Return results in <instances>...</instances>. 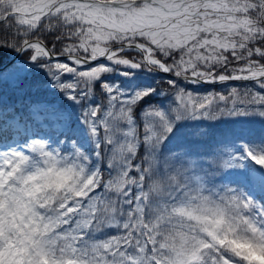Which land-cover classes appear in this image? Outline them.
<instances>
[{
	"label": "snow or ice",
	"instance_id": "6c2138e0",
	"mask_svg": "<svg viewBox=\"0 0 264 264\" xmlns=\"http://www.w3.org/2000/svg\"><path fill=\"white\" fill-rule=\"evenodd\" d=\"M7 53L0 264H264V0H0Z\"/></svg>",
	"mask_w": 264,
	"mask_h": 264
},
{
	"label": "trees",
	"instance_id": "16d2710c",
	"mask_svg": "<svg viewBox=\"0 0 264 264\" xmlns=\"http://www.w3.org/2000/svg\"><path fill=\"white\" fill-rule=\"evenodd\" d=\"M12 55L13 54L11 53H7L3 57H0V65H3L4 63L8 62L9 57L11 58ZM251 127L258 131L261 128V124L259 122H256L252 124Z\"/></svg>",
	"mask_w": 264,
	"mask_h": 264
},
{
	"label": "water",
	"instance_id": "95a60500",
	"mask_svg": "<svg viewBox=\"0 0 264 264\" xmlns=\"http://www.w3.org/2000/svg\"><path fill=\"white\" fill-rule=\"evenodd\" d=\"M20 58V56H14L7 64L11 63V62H15L18 61Z\"/></svg>",
	"mask_w": 264,
	"mask_h": 264
},
{
	"label": "rangeland",
	"instance_id": "374dc122",
	"mask_svg": "<svg viewBox=\"0 0 264 264\" xmlns=\"http://www.w3.org/2000/svg\"><path fill=\"white\" fill-rule=\"evenodd\" d=\"M20 58L23 59V58H25V57L21 56ZM9 60H10V57H9Z\"/></svg>",
	"mask_w": 264,
	"mask_h": 264
}]
</instances>
